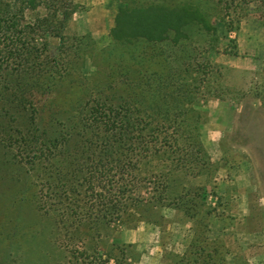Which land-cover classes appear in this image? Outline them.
<instances>
[{
    "label": "trees",
    "instance_id": "trees-1",
    "mask_svg": "<svg viewBox=\"0 0 264 264\" xmlns=\"http://www.w3.org/2000/svg\"><path fill=\"white\" fill-rule=\"evenodd\" d=\"M120 1L98 48L65 34L74 0H0V164L40 183L32 196L52 219L55 264H138L113 236L160 227L165 209L193 223L174 264H229L216 209L187 180L210 161L203 107L237 94L211 62L219 25L237 33L255 3L264 28V0ZM190 27L211 41H190Z\"/></svg>",
    "mask_w": 264,
    "mask_h": 264
},
{
    "label": "rangeland",
    "instance_id": "rangeland-1",
    "mask_svg": "<svg viewBox=\"0 0 264 264\" xmlns=\"http://www.w3.org/2000/svg\"><path fill=\"white\" fill-rule=\"evenodd\" d=\"M74 1L80 6L67 23L65 34L90 35L98 48L107 47L121 1ZM90 9L94 10L86 15ZM248 9L249 13L240 21L239 28L248 23L254 31L259 30L256 40L260 48L264 33L261 11L255 3ZM236 27L233 24L232 32H228L219 25L218 50L210 55L211 62L220 71L223 86L227 80L237 79L236 68L239 71L254 68L250 61L244 60L247 57L233 60L227 66L223 64L229 58L239 56H233L238 53L236 33L233 32ZM187 33L194 43L207 45V41H211L195 28L190 27ZM56 44L51 41V45ZM162 48L165 53H170L168 43ZM91 70L88 62L86 72ZM253 73L247 92L232 87L230 89L237 94H231L229 90L223 93L233 111L227 132L222 130L225 127L222 111L214 112L212 118L205 113L206 123L200 130L201 143L206 153H210V161L204 160L207 165L200 169V173L191 170V178L187 180L191 182V188H202L201 195L205 196L206 203L216 209L218 217L212 218V235L219 238L228 250L229 264H264V59L263 68ZM240 93L247 96L242 97ZM218 131H221L219 139L214 136ZM39 188L40 183L29 178L21 167L0 164V264H55L52 219L40 210L38 200L32 196ZM162 214L164 220L160 227L151 226L154 231L144 233L143 243L148 246L143 252L155 258V254L159 255L161 251L163 262L174 264L191 241L193 223L179 211L165 209ZM105 234H110L108 229Z\"/></svg>",
    "mask_w": 264,
    "mask_h": 264
},
{
    "label": "crops",
    "instance_id": "crops-1",
    "mask_svg": "<svg viewBox=\"0 0 264 264\" xmlns=\"http://www.w3.org/2000/svg\"><path fill=\"white\" fill-rule=\"evenodd\" d=\"M92 10L90 9L91 14ZM77 14V13H76ZM74 14V15H76ZM73 15V16H74ZM88 32V31H87ZM84 32L83 34H85ZM259 34V30L254 31L253 26H249L248 23H244L240 26L238 32L236 33L237 38V51H238V57H232V59H228L229 61L224 62L226 66L230 63L235 61H239L240 59L248 60L253 65L254 68L251 69H243L239 71L238 68H236V72L239 73L237 76V79L235 80H227L226 86L229 88H235L236 91L239 92H247L251 79L254 75L253 72L259 71L263 68V59H264V33H263V42L260 43V48L257 46V40L256 36ZM259 44V43H258ZM259 49V50H258ZM222 111V121L225 125V127L222 128L223 132H227L226 127L230 123V119L232 117L233 111L231 109V106L226 101H221L218 99H211L209 100L206 105L203 107V111L207 113V117L212 118L213 113L216 111ZM221 131H218L215 133V138L219 139ZM208 151V147H207ZM210 154V153H209ZM208 154V155H209ZM152 232L154 231L153 228L150 225L141 223L134 229H121L119 232H117L113 236V240L117 243H124V244H132L136 247L137 251L141 253V260L138 264H165L161 257V251L160 254H155V258L151 256V254L147 253L145 254L143 251L147 248V243H143V235L145 232Z\"/></svg>",
    "mask_w": 264,
    "mask_h": 264
}]
</instances>
